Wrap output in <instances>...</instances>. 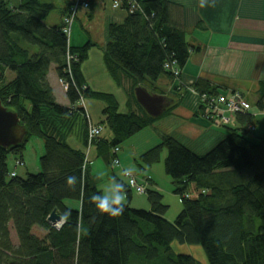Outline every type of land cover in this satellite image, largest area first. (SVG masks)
<instances>
[{
    "label": "trees",
    "instance_id": "obj_1",
    "mask_svg": "<svg viewBox=\"0 0 264 264\" xmlns=\"http://www.w3.org/2000/svg\"><path fill=\"white\" fill-rule=\"evenodd\" d=\"M95 1L99 0H0V102L17 114L26 131L18 148L0 147V264H264V134L250 138L255 121L248 112L231 116L238 127L219 126L226 130L225 137L203 155L163 135L135 160L144 169L159 163L166 152L165 175L182 204L173 222L165 219L168 206L155 189L147 187L144 193L149 210L131 208V191L112 167L109 179L126 185L125 211L116 218L97 212L90 197L102 192L83 150L88 146L89 120L79 101L87 96L107 103L99 125L111 135L97 137L92 145L110 168L116 158L113 149L170 115L174 105L153 119L136 102L134 89L141 86L151 94H165L156 83L162 77L175 80L165 65L173 64L180 78L194 47L186 41L181 9L170 0H109L127 14L121 24L108 26L103 51L112 80L117 85L122 78L131 83L128 104L136 110L121 114L112 95L86 87L81 66L92 45L72 47L63 33V19L72 8L77 5L78 11L85 3L89 9ZM55 11L61 21L49 23ZM52 65L58 80L67 84L68 106L56 102L47 80ZM193 88L207 96L227 91L202 79ZM256 105L264 109V81L258 85ZM73 135L80 148L70 144ZM29 137L42 140L44 153L37 171L18 175L25 166ZM9 156L17 163L12 169ZM70 175L77 177L74 186L66 184ZM65 211L71 213L67 220ZM52 212L62 219L59 228L47 222ZM35 227L42 235L32 233ZM185 246L198 247L191 251L200 252L204 261L183 253Z\"/></svg>",
    "mask_w": 264,
    "mask_h": 264
},
{
    "label": "crops",
    "instance_id": "obj_2",
    "mask_svg": "<svg viewBox=\"0 0 264 264\" xmlns=\"http://www.w3.org/2000/svg\"><path fill=\"white\" fill-rule=\"evenodd\" d=\"M170 1L181 9V23L186 34V41L194 49L189 53V58L181 69L182 75L179 79L171 81L166 77H162L156 83L158 87L165 90V94L160 96H165L173 101L171 106L172 104L174 105L170 114L171 116L174 115V118L179 120L176 122L181 125L173 127V130L170 128L167 130L153 129L155 132L153 141L158 144L161 141V136H171L193 153L203 155L225 137L226 130L221 132L222 129L219 127L208 126L207 122L199 118L197 109L199 100L193 88L195 82L199 79L209 81L211 85L219 89L240 92L250 104L248 114L254 118L255 133L260 132L259 135H263L264 133L262 134L261 132L262 129L264 130V109H258L256 102L258 85L264 81V0H214L213 6L205 8L199 6L200 0ZM126 16L127 14L124 10L120 8L113 9L109 0L95 1L89 9L80 8L77 11L76 19L71 25L68 42L72 47H81L88 43L92 45L88 51L87 60L81 66L87 88H89L88 82L90 78L85 71V64L91 55L92 47L97 45L102 49L101 59L104 68H100L97 71V75L104 78V76L109 75L103 62V51L107 44V28L110 24H121ZM51 20L53 21L52 24H57L61 21V17L58 14L57 19ZM76 22L80 23L85 37L79 35L78 31L73 33ZM84 41L86 42L84 43ZM47 80L52 88L56 102L62 106H68L66 94L58 83L54 65L49 68ZM108 80L107 83L115 84L110 76ZM120 85H124L128 98H131L130 81L122 78ZM245 85L248 91L239 90L244 88ZM79 106L84 109L87 117H89V123L99 125L101 120L97 121L94 118L96 123H93V117L90 115L92 110L89 103L86 105L82 98V105L79 103ZM131 110H136L134 104L131 106ZM237 123V118L232 117L229 127L240 126ZM153 124L149 127L152 128ZM102 133L103 130L100 137H102ZM69 142L72 146L80 148L77 135H73ZM39 146L40 150L43 151V145L39 143ZM151 148L148 144L141 154ZM132 149H134L133 154H129L131 159L124 155L127 159L123 160V163L119 156V150L117 157L120 167L131 168V163H134V168L137 167L135 166V160L141 154H138L134 147ZM123 154H125V151ZM86 156L89 158L90 166L92 167L90 169L92 176L98 181L102 178L107 181L109 169L102 162L103 160L97 157L93 145L87 146ZM24 158L23 153L25 162L23 174L28 171L32 173L38 170V165L37 163L34 164V162L32 164L33 168L29 169ZM115 169H113V172ZM138 172L135 173L133 171L138 179L141 178L147 182L148 188L161 192L156 180L158 178L153 172V165L144 169L138 168ZM115 175L121 177V172H115ZM170 185L172 186V183ZM97 188L104 192L99 184Z\"/></svg>",
    "mask_w": 264,
    "mask_h": 264
},
{
    "label": "rangeland",
    "instance_id": "obj_3",
    "mask_svg": "<svg viewBox=\"0 0 264 264\" xmlns=\"http://www.w3.org/2000/svg\"><path fill=\"white\" fill-rule=\"evenodd\" d=\"M55 4L59 5V2H56ZM53 16H55V17L53 18ZM57 18H58V12L55 11L50 15L48 22L52 23L53 21L51 19H57ZM76 31H78L77 33L79 35L85 37V33H83L79 22H76L74 25L73 33H75ZM85 42L86 41H84V43ZM101 52H102V49L100 47H98L97 45L93 46L91 49V55L89 56V59H88L87 63L85 64V71L88 74V77L90 78V80L88 82L89 83V85H88L89 89L93 93L112 95L118 104L119 113L128 114L130 112L131 108L128 104L129 98L127 96V92H126L124 85H117L116 83H115L116 84L115 85L114 83H110V82L107 83V81H109L108 80L109 75L105 74L106 76H104V78L97 75V71L100 68H102V69L104 68V66L102 64V59H101ZM246 87L247 86L245 85L244 88H240L239 90L246 92V91H248V90H246ZM83 100H84V103L86 105H87V103H89L91 106L92 112L90 113V115L93 117V123H96V121H94V118L97 121H99V120L103 121V110L107 105L106 101L103 98L98 99L95 97H87V96H84ZM199 105L200 104L198 103L197 109H199ZM89 112H90V110H89ZM176 121H179V120L174 118V115L171 116V114H170L168 116H163L162 118H159L153 122L154 126H152V128L148 127L145 130L140 131L139 133L135 134L130 139H127L122 145H120V147H118V149L120 150L119 156L122 159L121 162L127 158L131 159L129 154H131V155L133 154L134 149H132V147L135 148V151L138 152V154L139 153L141 154L144 151L145 146L147 147L148 144L153 148V146L156 144L155 141H153V139L155 137V132L153 129H166L167 130L170 128L171 130H173V127H177V126L179 127L181 125L180 123H178ZM214 122L215 121H213L212 123H208L209 124L208 126L219 127ZM219 125H220V123H219ZM100 126L102 127V130H103V133L101 135L102 138L108 139L111 135L110 130L105 125L101 124ZM222 131H224V129H222L221 132ZM259 133L257 132L254 134H250V138H259V136L261 137L262 135L261 134L259 135ZM261 133L262 134L264 133L263 129H262ZM72 137L73 136H71V138ZM39 143H41V145H43V142L41 139H39L37 137H29L27 140V143L25 145V148H24L25 158L24 159H25L26 163L28 164L29 169L33 168L32 167L33 162H34V164L37 163V165L39 166V164H38L39 158L44 153V147L42 148L43 151H41ZM83 150H84L85 154L87 155V147L84 148ZM124 151H125V154H123ZM124 155L127 158H125ZM165 156H166V152L163 151L161 154L160 162L153 165V172L156 175V178H158L160 180L159 181L158 179H156L158 186L161 189V194L163 196V203L166 206H168V211L166 213L165 219L168 220L169 222H173L174 219L176 218V216L180 213V211L182 209V204H181L180 197L173 193V191H174V189L172 188L173 186L170 185L171 179L168 176H165V178L163 180V177L165 175L164 164H163ZM13 159H14L13 156H9V158H8L9 169H12L13 165L16 163V161ZM133 164L134 163H131V165H130L131 169H133V171L135 173H139L138 168L137 167L134 168ZM111 167H112V165H110V168L108 167L109 171L107 172L108 173L107 174L108 175L107 181H104V179L102 178L98 182H96L97 187L99 184L104 191H106L110 187V184H111V180L109 179V177L111 175L110 174ZM91 168L92 167L90 166V169ZM118 168L119 169H117V168L115 169L112 167V169H115L114 173L115 172L116 173L121 172L125 167H120V165H119ZM23 171H24L23 169H18L16 171V173L18 175H22ZM139 181L140 182L143 181L147 184V182L141 178L139 179ZM131 196H132V200L130 201V207L131 208L149 210V205H148L147 197L145 194L138 195V194H135L134 192H131ZM126 202H127V199L125 197L124 204ZM10 233H11L10 234L11 242H12V244L16 245L17 241H16L15 234L12 230L10 231ZM32 233L42 235L41 234L42 232L38 227L33 228ZM194 248H198V247L185 246L182 249L183 250L182 252L192 254L196 257L197 260H200L201 262H203L204 258L200 252L194 251V250L191 251V249H194Z\"/></svg>",
    "mask_w": 264,
    "mask_h": 264
},
{
    "label": "built area",
    "instance_id": "obj_4",
    "mask_svg": "<svg viewBox=\"0 0 264 264\" xmlns=\"http://www.w3.org/2000/svg\"><path fill=\"white\" fill-rule=\"evenodd\" d=\"M83 8H87V4H82ZM113 8L117 9L118 4L114 3L112 5ZM77 5L72 8L70 14L63 19L64 27H63V33L69 37L70 35V29L71 25L74 22L76 13H77ZM166 70L171 71L173 77H175V80L179 79V72L178 70L173 66V64H167L164 67ZM58 83L63 91L67 90V84L62 81L58 80ZM221 91V90H220ZM197 97L199 100V106L204 108L202 109V112H199V118L207 123H214L217 126H226L230 124L231 116H233L235 113L245 114L250 110V104L247 102L245 97L237 92V91H222L218 92V94L215 96H207L205 94H198ZM80 104L82 105V99L80 100ZM220 123V125H219ZM102 131L101 126L99 125H92L91 123H88V146L92 145V142L100 136ZM119 152L118 148H115L112 150V153L116 156L115 159L112 161V167L118 168L120 163L117 158V154ZM17 164V163H16ZM122 179L125 181L128 189L131 192H134L135 194H144L145 190L147 188V184L143 181H139L138 177L132 173L131 176H125L123 175V170L121 171ZM62 225V222L57 224L55 227L59 228Z\"/></svg>",
    "mask_w": 264,
    "mask_h": 264
},
{
    "label": "water",
    "instance_id": "obj_5",
    "mask_svg": "<svg viewBox=\"0 0 264 264\" xmlns=\"http://www.w3.org/2000/svg\"><path fill=\"white\" fill-rule=\"evenodd\" d=\"M134 96L138 105L153 119L161 117L173 102L165 96L151 94L141 86L134 89ZM25 136L26 131L20 125L17 114L0 102V147L5 150L16 149L23 143ZM47 222L55 227L62 219L52 212Z\"/></svg>",
    "mask_w": 264,
    "mask_h": 264
},
{
    "label": "clouds",
    "instance_id": "obj_6",
    "mask_svg": "<svg viewBox=\"0 0 264 264\" xmlns=\"http://www.w3.org/2000/svg\"><path fill=\"white\" fill-rule=\"evenodd\" d=\"M214 0H200L201 8L213 6ZM133 169L124 168L123 175L131 176ZM77 183V177L70 175L66 179L68 186H74ZM126 185L116 179H112L110 187L102 193H94L90 199L100 215H107L112 218L121 216L125 211ZM71 215L70 211H65L63 219L67 220Z\"/></svg>",
    "mask_w": 264,
    "mask_h": 264
}]
</instances>
